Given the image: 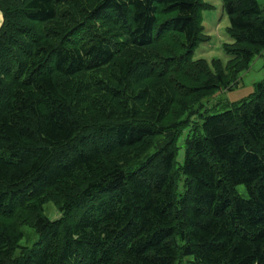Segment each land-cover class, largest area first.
<instances>
[{"label":"trees","instance_id":"trees-1","mask_svg":"<svg viewBox=\"0 0 264 264\" xmlns=\"http://www.w3.org/2000/svg\"><path fill=\"white\" fill-rule=\"evenodd\" d=\"M222 2L227 65L194 59L204 0H0V264H264V80L202 112L264 7Z\"/></svg>","mask_w":264,"mask_h":264},{"label":"rangeland","instance_id":"rangeland-1","mask_svg":"<svg viewBox=\"0 0 264 264\" xmlns=\"http://www.w3.org/2000/svg\"><path fill=\"white\" fill-rule=\"evenodd\" d=\"M262 7H264V0H258ZM204 2L211 4L213 8L211 10H205L202 12L203 26L206 34L211 37L210 42L202 44L195 52L194 59H205L211 62L213 59H220L224 65L228 63V56L226 55L223 45L225 43H231V37L228 33L230 27V20L223 8L222 0H204ZM0 13H2L0 11ZM2 15V14H1ZM3 24V23H2ZM2 26V25H0ZM1 28V27H0ZM264 80V52L262 55L257 56L250 68L244 71L238 78V84L234 85L231 90H219L215 95L205 98L202 101V112L205 115L222 113L229 108L232 104L242 102L254 93L255 84ZM209 110V111H208ZM208 111V112H207ZM196 115L192 117V122L200 120L198 115V109ZM180 139L179 151L177 156V167L183 165L185 161V145L184 137ZM238 191L244 197H247V191L245 186H239ZM45 214L52 220H60L62 215L54 204H48L45 207ZM25 238L21 242V246L31 247L37 240V236H32L33 230L29 227L24 228Z\"/></svg>","mask_w":264,"mask_h":264},{"label":"crops","instance_id":"crops-1","mask_svg":"<svg viewBox=\"0 0 264 264\" xmlns=\"http://www.w3.org/2000/svg\"><path fill=\"white\" fill-rule=\"evenodd\" d=\"M2 13H0V25H2L3 23V15H1ZM1 27V26H0Z\"/></svg>","mask_w":264,"mask_h":264}]
</instances>
